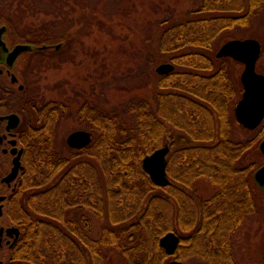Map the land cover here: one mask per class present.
<instances>
[{
    "label": "trees",
    "instance_id": "1",
    "mask_svg": "<svg viewBox=\"0 0 264 264\" xmlns=\"http://www.w3.org/2000/svg\"><path fill=\"white\" fill-rule=\"evenodd\" d=\"M263 4L264 0H248L247 8L252 7L251 13ZM245 6V0H199L186 19L157 16L145 36L151 40L154 26L162 25L157 52L175 64L174 71L153 84L155 101L137 97L127 109L123 106L125 110L82 107L77 113L93 133L90 145L64 152L56 134L63 105L50 103L41 109L24 182L27 202L20 211L26 264H110L112 252L126 264H165L170 256L160 238L169 231L183 232L176 257L188 253L193 230L187 194L191 177L229 172L236 164L238 149L231 153L220 142L208 141L216 133L215 125L235 123L229 104L237 91L233 96L227 67L233 59L218 58L216 52L223 34L248 23L250 13L240 14ZM61 33L68 47L70 37ZM146 52L149 64L154 56L150 49ZM223 81L230 86L224 87ZM173 127L185 135L179 138L184 144L173 152L178 154L176 166L168 163L174 180L162 187L152 181L142 161L167 144L166 133ZM252 169H242L239 188L252 189ZM249 214L244 211L241 220Z\"/></svg>",
    "mask_w": 264,
    "mask_h": 264
},
{
    "label": "rangeland",
    "instance_id": "2",
    "mask_svg": "<svg viewBox=\"0 0 264 264\" xmlns=\"http://www.w3.org/2000/svg\"><path fill=\"white\" fill-rule=\"evenodd\" d=\"M17 2L18 5L15 0L14 6L18 7L19 12L15 14V22L22 28L34 29L36 35L32 38L37 40L38 45H52L35 52L33 61L27 67L29 74L25 76L33 93L31 98L39 109L35 113V126L40 122V112L44 106L50 103L63 105L56 134L58 144L66 152L69 147L67 137L70 133L80 129L90 130L85 119L80 118L77 113L85 105L110 111L118 106L123 109L124 105L127 109V104L137 97H149L155 101L153 84L162 76L156 68L161 63L171 61L163 59L157 52L158 38L164 29L162 25L154 26L149 41L145 33L151 31L150 23H155L156 18L163 15V18L172 17L177 21L190 17L189 12L197 8L199 0H17ZM245 2V9L240 10L242 15L252 10L251 6L247 8L248 0ZM62 12L72 19L71 24L67 22V17L63 22ZM82 18L83 24L80 23ZM61 31L66 32V37H70L68 47L67 40H60ZM235 38H257L264 45V4L259 10L251 11L247 24L239 25V28L223 34L217 51L226 41ZM58 43H61V46L56 48ZM146 49H150L154 56V60L149 64ZM227 67L233 76L230 85L234 96L242 66L235 60H228ZM144 69L146 72H143ZM223 83L224 87L230 86L227 82ZM237 93L230 101L233 103H228L229 111L233 115ZM215 126L218 129L215 127L216 133H213L212 141H208L213 145L225 137V134L221 135L225 131L220 130L223 125L218 123ZM238 128L236 123L228 126L234 141L237 138L247 140L249 132ZM180 136L185 135L177 127L166 133L165 146L170 148L167 159L172 168L176 166L178 155H173V152L179 151L184 144L183 141H179ZM227 146L225 151L230 150L231 153L236 151L235 146L230 144ZM240 147L246 150L239 151ZM240 147L235 152L238 157L233 163H236L233 169H239L236 178L242 181L245 176L242 169L253 167L248 177L252 184V192L257 196V205L255 204L254 209L249 211L250 214L242 226L243 231L239 234V256L245 264H252V258L264 255V198L253 181L254 171L264 163V156L259 148ZM175 169L177 172L179 168ZM169 177L174 180L171 175ZM193 181L197 197L199 196L201 200L213 193L215 187L206 177L199 176L195 179L191 177V183ZM190 202L192 203L191 199L188 203ZM174 232L183 234L180 231ZM200 250L201 246H197L194 251H187L188 253L183 254L180 259L186 263H207V258ZM110 255V264H126L119 253L112 252ZM175 258L176 256H170L168 261Z\"/></svg>",
    "mask_w": 264,
    "mask_h": 264
},
{
    "label": "flooded vegetation",
    "instance_id": "3",
    "mask_svg": "<svg viewBox=\"0 0 264 264\" xmlns=\"http://www.w3.org/2000/svg\"><path fill=\"white\" fill-rule=\"evenodd\" d=\"M14 3L15 0H0V264H26L23 260L27 246L26 228L21 224L20 211L27 202L24 182L35 130V113L39 109L31 98L33 93L25 76L29 74L27 67L33 61L35 52L52 46L43 48L38 45L37 40L32 38L36 35L35 30L22 28L15 22V14L19 11ZM259 41L261 52L255 70L264 76V45ZM19 44H29L33 48L17 54L15 48ZM236 62L242 66V70L234 107L235 123L242 131L249 132L250 136L247 140L237 138L234 141L228 129L232 124L221 126V130L225 131L221 135L225 134V137L220 144L226 147L230 144L236 149L240 146L260 149L264 140V115L254 127L246 125L236 115V108L244 99L245 84L242 76L246 68L245 62ZM231 168V172L214 170L203 175L215 188L213 193L202 200L197 197L195 180L187 191L192 200L188 206L193 216L188 248L190 252L201 246V254L208 260L204 264H245L239 256V234L244 225L241 218L244 211L251 212L254 209L257 196H254L253 189L239 188V179L236 178L239 169ZM254 174L253 181L264 198V187L259 186ZM199 176L202 175L198 173ZM176 187L180 189L179 182ZM177 236L178 252L182 248L183 239L181 234L177 233ZM251 263L264 264V255L252 258Z\"/></svg>",
    "mask_w": 264,
    "mask_h": 264
},
{
    "label": "water",
    "instance_id": "4",
    "mask_svg": "<svg viewBox=\"0 0 264 264\" xmlns=\"http://www.w3.org/2000/svg\"><path fill=\"white\" fill-rule=\"evenodd\" d=\"M61 43L56 45L59 48ZM48 47L44 44L43 48ZM33 48L29 44H19L15 48V53L23 52ZM261 43L256 38H235L226 41L216 53L218 58L232 57L237 61L245 62L246 68L243 72V82L245 84L244 99L236 108V115L240 120L250 127L257 125L264 115V76L258 74L255 70L256 62L260 56ZM175 65L171 62H164L157 66L156 71L160 75H166L172 72ZM93 140L91 131L80 129L73 131L67 137V143L70 147L81 149L88 146ZM264 154V140L260 147ZM169 147L158 148L150 154H147L143 161V169L150 175L152 181L160 186H166L171 183L167 172V154ZM255 180L264 187V164L255 171ZM178 244V236L170 231L160 238V245L165 248L168 255H174ZM166 264H202L186 263L179 259H173Z\"/></svg>",
    "mask_w": 264,
    "mask_h": 264
}]
</instances>
